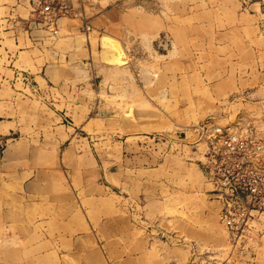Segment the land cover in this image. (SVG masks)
I'll list each match as a JSON object with an SVG mask.
<instances>
[{
	"label": "rangeland",
	"instance_id": "374dc122",
	"mask_svg": "<svg viewBox=\"0 0 264 264\" xmlns=\"http://www.w3.org/2000/svg\"><path fill=\"white\" fill-rule=\"evenodd\" d=\"M98 1L71 3L92 19ZM100 5L116 9L109 28L67 32L62 18L49 40L92 47L76 68L56 66L52 99L0 79L17 145L0 171V264H264V233L229 245L193 130L250 128L264 141V0ZM5 48L0 65L12 64Z\"/></svg>",
	"mask_w": 264,
	"mask_h": 264
},
{
	"label": "built area",
	"instance_id": "2783aa9c",
	"mask_svg": "<svg viewBox=\"0 0 264 264\" xmlns=\"http://www.w3.org/2000/svg\"><path fill=\"white\" fill-rule=\"evenodd\" d=\"M31 19L48 36L59 35L62 18L82 17L71 0H30ZM85 30L91 26L85 20ZM205 145L202 168L210 193L221 206L220 219L234 248H248L264 225V141L250 128L243 131L212 123L196 125ZM10 139L0 134V165ZM264 231V228H263Z\"/></svg>",
	"mask_w": 264,
	"mask_h": 264
},
{
	"label": "crops",
	"instance_id": "0c3cea01",
	"mask_svg": "<svg viewBox=\"0 0 264 264\" xmlns=\"http://www.w3.org/2000/svg\"><path fill=\"white\" fill-rule=\"evenodd\" d=\"M100 3L101 0L95 4L94 10L97 12L92 19H86L83 14V19L81 17L69 18L70 23H68L66 31L78 33L84 32V34L88 36L92 34V31L109 28L110 24L108 21L116 15V9L110 7L102 8ZM80 7L84 12L85 2L82 4L80 3ZM60 20L61 19L57 22L58 31H60ZM77 20L80 21V25L74 23V21ZM82 20H85L87 25L91 26V31L87 32L85 30ZM50 39L52 38L48 36L46 31L40 29L33 23L31 19L30 0H0V42L6 41L9 44L12 43L14 46L13 50H9L8 48L4 49V53L8 54L9 62H12V64L0 65L4 70L0 72L1 81L6 82L14 89H19L23 92L25 89H28L33 95L52 99L53 93L48 83H51L49 76H54L56 74V66L60 61L64 60L65 62H71L73 64L72 68H76V66H79V62L81 63L86 60L87 57H90L92 47L89 42L83 44V42L75 38L70 41L69 49L63 51L50 46L48 44ZM12 54H14V56H12ZM20 54H27L28 56L25 58L26 61H24L29 63L21 68L14 67L13 63L17 61ZM39 61L41 64H39ZM20 64H22V62ZM17 85L20 87L17 88ZM14 124L15 120H0V134H3L10 139L9 144L15 140L14 135L16 133V127ZM16 148L17 145L14 143L7 146L0 165V171L1 166L6 164V162H4L6 158L9 157L10 153L15 151ZM202 169H200L201 173ZM4 174L5 172L2 175ZM202 175L207 186L205 194L209 200L216 204L218 220L224 228L228 243L231 246L228 232L220 219L221 206L210 193V186L207 183V179L203 173ZM1 185L0 181V187ZM1 202L3 201L0 200V203ZM0 218H5L1 211ZM258 227L260 230V233L258 234L264 233V225H259Z\"/></svg>",
	"mask_w": 264,
	"mask_h": 264
}]
</instances>
